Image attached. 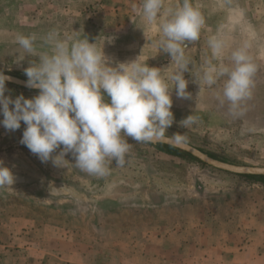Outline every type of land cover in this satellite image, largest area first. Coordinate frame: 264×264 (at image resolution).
<instances>
[{"label":"rangeland","instance_id":"374dc122","mask_svg":"<svg viewBox=\"0 0 264 264\" xmlns=\"http://www.w3.org/2000/svg\"><path fill=\"white\" fill-rule=\"evenodd\" d=\"M11 1L0 0V7L4 6L0 11V72L28 79L24 69L38 61V56L27 54L16 38L35 34L37 52L46 51L42 38L52 30L61 38L86 36L101 49L105 38L111 37L112 43L104 44L107 56L120 62L138 57L141 63L161 68L165 77L176 68L157 42L162 35L161 20L169 8L178 6L177 0H164L162 15L153 23L142 14L143 0ZM190 2L204 22L199 38L182 45L189 62L184 77L190 96L181 98L175 88L170 90L174 122L166 135L177 133L180 140L231 163L264 166V0ZM213 37L223 44L218 58L209 46ZM240 48H246L256 71L250 97L233 110L228 101L221 103L227 76L211 86L202 77L209 62L233 67L232 53ZM6 89L5 95L13 99L21 94L30 99L39 93L9 83ZM190 114L195 122L182 127L180 122ZM24 128L23 122L16 131L0 126V160L16 177L14 185L0 187V264H28L26 252L12 247L11 241L21 244L22 239H29L51 248L59 243L56 232L60 229L77 230L79 239L93 238L101 244L107 224L152 226L163 211L187 205L218 219L233 203L240 209L264 205V184L164 153L131 137L127 138L130 148L124 165L111 162L105 176L82 171L71 153L64 157V167L54 166L51 160L41 162L21 143ZM93 224L100 228L91 237Z\"/></svg>","mask_w":264,"mask_h":264},{"label":"clouds","instance_id":"9594fccd","mask_svg":"<svg viewBox=\"0 0 264 264\" xmlns=\"http://www.w3.org/2000/svg\"><path fill=\"white\" fill-rule=\"evenodd\" d=\"M163 3L164 0H143L142 14L149 23L161 17ZM164 15L157 46L176 65L167 77L161 68L141 63L138 57L127 62L114 61L104 52L105 42L112 43L111 37L105 38L101 49L86 36L61 38L52 30L42 38L48 50L37 52L35 34L18 35L17 42L25 52L38 56V61L29 63L24 71L26 85L39 93L30 99L22 94L15 99L6 96V82L12 77L0 72V126L16 131L23 122L21 143L41 162L51 160L54 166L64 167V157L71 153L78 168L97 176L107 175L113 161L117 166L124 165L130 148L128 137L138 143L168 139L167 130L174 122L170 90L175 88L181 98L190 96L184 77L189 62L182 45L199 38L204 21L190 0H178V6L169 8ZM209 46L213 57H220L222 42L213 37ZM231 59V68L209 62L202 79L211 86L219 77L227 76L221 103L226 100L235 110L251 95L256 67L246 48L234 51ZM195 119L190 114L180 125L188 127ZM173 136L177 141L181 139L177 133ZM57 149L60 151L53 156ZM15 182L11 168L0 160V187Z\"/></svg>","mask_w":264,"mask_h":264},{"label":"crops","instance_id":"0c3cea01","mask_svg":"<svg viewBox=\"0 0 264 264\" xmlns=\"http://www.w3.org/2000/svg\"><path fill=\"white\" fill-rule=\"evenodd\" d=\"M260 204L240 209L233 203L219 219L187 205L163 211L152 226L107 224L101 244L93 238L79 239L77 230L60 229L59 243L52 249L29 239L21 244L11 241V246L26 252L28 264H264V205ZM94 225L91 237L100 228Z\"/></svg>","mask_w":264,"mask_h":264},{"label":"water","instance_id":"95a60500","mask_svg":"<svg viewBox=\"0 0 264 264\" xmlns=\"http://www.w3.org/2000/svg\"><path fill=\"white\" fill-rule=\"evenodd\" d=\"M178 3V0H177ZM6 76L12 77L11 81L6 83L18 86L23 89L31 90V91H39L35 88H29L26 85L27 79L20 77L19 75L7 74L4 73ZM168 136V135H166ZM169 138L166 140H161L155 143H148L151 145L156 144H163L178 150H181L193 158L197 159L201 163L208 165L212 168H215L220 171H224L227 173L235 174V175H264V166H251V165H243V164H236L227 161H223L221 159L215 158L210 156L208 153L198 149L197 147L183 141H177L174 137L168 136Z\"/></svg>","mask_w":264,"mask_h":264},{"label":"trees","instance_id":"16d2710c","mask_svg":"<svg viewBox=\"0 0 264 264\" xmlns=\"http://www.w3.org/2000/svg\"><path fill=\"white\" fill-rule=\"evenodd\" d=\"M9 1L12 2L11 0H9ZM3 8H4V6L0 7V11ZM34 92H38V91H34ZM153 146L155 148H157L159 151H162L164 153H167V154H170V155H173V156H177V157H181V158L188 157V158L194 159L197 162L201 163L200 161H198L197 159L193 158L189 154H187V153H185V152H183L181 150H178L176 148H173V147H170V146H167V145H163V144H156V145H153ZM210 156H212V155H210ZM212 157H214V156H212ZM223 161H227V160H223ZM201 164H203V163H201ZM240 176H242V177H244V178H246V179H248L250 181L260 182L261 184H264V175H240Z\"/></svg>","mask_w":264,"mask_h":264}]
</instances>
